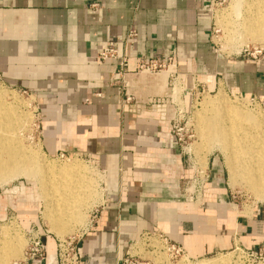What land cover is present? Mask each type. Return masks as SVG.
I'll use <instances>...</instances> for the list:
<instances>
[{
	"label": "crops",
	"instance_id": "1",
	"mask_svg": "<svg viewBox=\"0 0 264 264\" xmlns=\"http://www.w3.org/2000/svg\"><path fill=\"white\" fill-rule=\"evenodd\" d=\"M211 1L0 0V77L36 98L43 154L87 155L106 173L97 219L79 239L80 264H117L143 233H161L190 259L258 244L237 241L251 225L218 205L227 192L217 163H208L199 207L178 200L186 163L168 145V128L160 120L165 115L146 110L151 104L163 108L156 88L175 75L186 89L224 88L264 102V58L214 54L208 40ZM130 30L137 37L125 47ZM110 41L126 55L127 68L97 60ZM164 57L173 58L171 70L139 73L141 59ZM44 242V264H53L55 241L48 236Z\"/></svg>",
	"mask_w": 264,
	"mask_h": 264
},
{
	"label": "rangeland",
	"instance_id": "2",
	"mask_svg": "<svg viewBox=\"0 0 264 264\" xmlns=\"http://www.w3.org/2000/svg\"><path fill=\"white\" fill-rule=\"evenodd\" d=\"M229 1L230 0H212L208 6V15L210 19L208 40L213 52L217 57H223L225 59L259 61L264 58V39H262V41L261 39H247V37H250L249 35L242 34L240 36L237 34L238 32L228 35V33H226V27L231 23L238 25L240 23L239 21H242V19L251 18L252 16L249 15L252 14L254 9L262 7L264 0H242L238 9H231ZM243 50L246 52L243 53ZM146 61H155L164 68H157L154 74L149 72L150 74L142 73L143 75L153 76L155 74H160L161 72L171 70L174 66L172 57L155 58ZM178 80V75H175L167 80L164 87L160 85L158 89L156 88L157 91H155V94L166 101L163 104V108H161L162 104L159 105L161 106L160 108L154 107L156 105L152 106L153 104L146 107L147 111H156L157 113L165 115V118L160 120L164 122L168 128V145L172 148H176L177 154L183 159L182 163H186L188 175L181 185L180 197L178 200L180 202H187L194 207H199L203 202L204 192L208 184V163H217L223 170V185L227 192L226 196L223 194L220 195L218 205L222 204L225 206V208L229 210L228 212L235 216L234 219L238 220L239 223L243 222L251 225V232L248 231L245 235L247 237H245V239H239V237H237V241L241 243L245 241L252 243L257 242L258 244L254 246L255 248L246 250L242 248L239 243L228 251L214 253L199 259H172L170 254H166L162 250L156 251L158 254H154L153 249H150L148 245H153L154 242H156V240H154L155 238L144 236L145 234L150 235L153 233H143L126 251L142 259L141 261L145 264H186L187 261L192 264H199V262L203 261L212 262L216 260L224 264L225 262L226 264H264L262 262L264 254L259 255L258 253V249L264 244V198H260V196L258 198V194L253 190V192L250 191L251 189L247 187V184L243 183L242 166L239 163H235L237 165L238 178H235L237 180H235L234 183L231 182L233 178H231L229 167L225 162L223 154L220 152L217 145H210L203 138L199 137L196 131L195 118L197 114L199 116L203 114L202 117H208L210 114H214L215 116H213L214 118L216 117V121L223 122L224 108L221 109V105L217 107L215 112L208 114L207 111H203L200 106L205 100H214L217 98L219 93L223 94L226 101L231 105H237V107L247 112L249 111L250 114H259L263 117L264 102H262L258 96L240 95L224 88L210 92L205 88L193 84L186 89ZM0 94H3L2 96L8 103H12L17 107L19 122L21 121V127L19 126L14 130L11 135L5 133V138L13 139L14 137L15 139L12 141L15 142V148L19 149L22 155L33 154L36 159H40V162H44L43 166L46 164V167L48 164L47 168L50 165L61 166L64 163L77 162V165L83 168L82 170L86 171V176L90 178L88 179L91 180L94 190L88 199L84 201V205H86L80 209L81 214L79 219H77L78 221L76 223H73V221L69 222L67 231L62 233L63 236L60 237L57 232L51 230L50 219L45 216L46 210H48L50 205L56 203L58 199L63 198L58 190L59 187H62L59 182H56L54 188L57 189L55 192L54 188L47 191L48 188H44L43 184H37L32 179L24 176H16L0 184L1 258H10V245L11 242H15L14 237H12L13 234L22 242L18 255L15 258H10L6 262V264H12L14 261L22 258V252L26 246L27 233L32 228H34L33 230L38 228L44 233H48V236L53 237V239L54 237L58 239L64 237L80 239L83 237L89 229V226L97 219V210H99V205L102 202V195L106 187L107 178L105 171L87 155H69L64 153L62 155L65 156V159L59 158L61 154L50 157L44 155L41 149L42 132L40 106L36 98L25 89L8 85L1 77ZM219 109L220 111L222 110V112H220ZM18 110H20V112ZM218 111L220 114H218ZM20 118H22V120ZM174 123L178 124L176 129L173 127L175 126ZM166 158L169 160L173 159L169 154ZM95 185L97 186L94 187ZM186 189L191 192L197 190L198 195H192V200L190 201L189 192L186 193ZM92 203L95 205H93L94 207ZM51 217L55 218L54 215ZM2 230L9 236L7 238V242L9 241L8 244L5 242L6 240L2 241Z\"/></svg>",
	"mask_w": 264,
	"mask_h": 264
},
{
	"label": "bare ground",
	"instance_id": "3",
	"mask_svg": "<svg viewBox=\"0 0 264 264\" xmlns=\"http://www.w3.org/2000/svg\"><path fill=\"white\" fill-rule=\"evenodd\" d=\"M241 2L242 0H230L229 5L231 9H238ZM249 16L252 17L239 21V26L231 23L226 27V33L229 35L238 32L237 34L240 36L242 34L249 35L250 37L246 36L247 39H261L262 41L264 39V3L262 7L254 9ZM2 95L0 94V184L16 176H24L32 179L37 184H43V187H47V191H49V189L55 187L56 182H59L62 187H59L58 190L63 198L50 205L51 208L49 207L46 210L45 216L50 219L51 230L57 232L61 237L63 236L62 233L67 231L69 222L73 221V223H76L78 221L77 219H79L81 214L80 209L86 205H84V201L94 191L91 180L86 176V171L82 170L83 168H80L75 161L64 163L61 166L50 165L47 168L48 164L46 167V164L43 166L44 162H40V159H36L33 154L22 155L20 150L15 148V142L12 141L15 138L7 139L4 136L5 133L11 135L20 126L21 121L19 122L17 107L12 103H8ZM200 106L203 111H207V114L215 112L218 106L222 107L221 109L224 108L223 122L216 121L214 114H210L208 117H202L203 114L202 116L197 114L195 117L197 134L210 145H217L224 156L225 162L228 164L231 178H233L231 179L232 183L237 180L235 178H238L237 165L235 163H239L242 166L243 183L247 184V187L251 189L250 191H255L258 194V198L259 196L264 198V117L259 114H250L249 111L247 112L237 107V105H231L221 93L214 100L203 101ZM18 111L20 112V110ZM219 111L218 114L222 112V110ZM20 119L22 120V118ZM56 189L54 188V192ZM53 215L55 218L51 217ZM4 231L2 233V241L6 240L5 242L8 244L7 238L9 236ZM12 237H14L15 242H11L10 245V258H15L22 242L16 235L13 234ZM1 249L2 247H0V254ZM10 258H1L0 255V264H6ZM187 262L186 264H192ZM199 264L224 263L216 260L212 262L203 261L199 262Z\"/></svg>",
	"mask_w": 264,
	"mask_h": 264
},
{
	"label": "built area",
	"instance_id": "4",
	"mask_svg": "<svg viewBox=\"0 0 264 264\" xmlns=\"http://www.w3.org/2000/svg\"><path fill=\"white\" fill-rule=\"evenodd\" d=\"M90 8L96 10L97 5H91ZM136 37V31L130 30L125 38L124 46L128 47L129 45H131L132 42L136 39ZM245 52L246 51L243 50V53ZM97 60L102 63H105L107 61H117L120 68H127L128 66V59L126 55H119V51L113 41L107 43V45L100 50V52L97 54ZM156 63L157 62L155 61L152 62L140 60L138 67L139 73L150 74L149 72H151V74H154L157 68L160 69L162 67L160 64ZM118 77L119 74L117 73L114 76V79H118ZM174 124L175 126L173 127L176 129L178 124ZM59 158L65 159V156L61 154ZM185 192H189L190 201L192 200V195H198L197 190L191 192L190 190L186 189ZM33 229L34 228H32L27 233L26 246L23 249L22 258L20 260L14 261L12 264H44L47 262L48 256L46 254V245L44 239L47 238L49 234L44 233L38 228H36L35 230ZM144 236H147L149 238H155L154 240H156V242H154V246L152 244L148 245V247L150 249H153L155 253L156 251L162 250L164 251V253L170 254L172 259L188 258L184 249L181 246L172 243L164 235L160 233H153L150 235L145 234ZM54 241L56 246V252L53 256V259H51V262L53 264H80V261L82 259V251L81 247L78 245L79 239H75L74 237H64L62 239H58L54 237ZM258 253L259 255L264 254V244H262L261 247L258 249ZM141 260L142 259H140L139 257L131 255L129 254V252L126 251L125 255L118 261L117 264H145ZM262 262L264 263V258Z\"/></svg>",
	"mask_w": 264,
	"mask_h": 264
}]
</instances>
